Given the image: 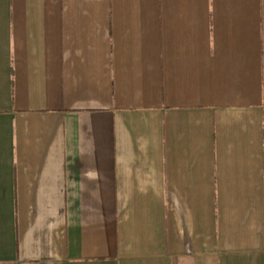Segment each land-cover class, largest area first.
Returning <instances> with one entry per match:
<instances>
[{
    "label": "crops",
    "instance_id": "0c3cea01",
    "mask_svg": "<svg viewBox=\"0 0 264 264\" xmlns=\"http://www.w3.org/2000/svg\"><path fill=\"white\" fill-rule=\"evenodd\" d=\"M0 264H264V0H0Z\"/></svg>",
    "mask_w": 264,
    "mask_h": 264
}]
</instances>
